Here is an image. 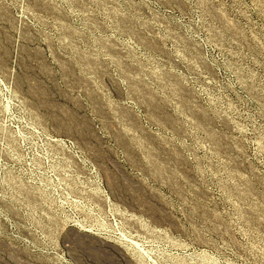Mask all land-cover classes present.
I'll use <instances>...</instances> for the list:
<instances>
[{
	"label": "rangeland",
	"instance_id": "rangeland-1",
	"mask_svg": "<svg viewBox=\"0 0 264 264\" xmlns=\"http://www.w3.org/2000/svg\"><path fill=\"white\" fill-rule=\"evenodd\" d=\"M0 264H264V0H0Z\"/></svg>",
	"mask_w": 264,
	"mask_h": 264
}]
</instances>
